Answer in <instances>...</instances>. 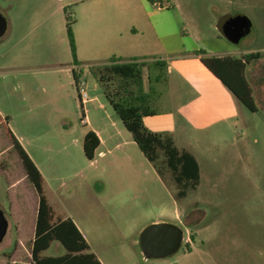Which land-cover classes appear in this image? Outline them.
<instances>
[{
    "label": "rangeland",
    "instance_id": "rangeland-1",
    "mask_svg": "<svg viewBox=\"0 0 264 264\" xmlns=\"http://www.w3.org/2000/svg\"><path fill=\"white\" fill-rule=\"evenodd\" d=\"M107 4L121 31L140 17L149 38L158 44L159 56L172 68L160 98L151 105L159 115L147 118L146 126L168 130L176 146L193 153L199 163L197 188L180 200L134 142L110 154L113 144L102 145L92 159L84 155L83 132L89 127L82 122L85 111L78 90L92 97L97 81L83 69L78 90L74 84L66 18L72 21L73 34L84 33L101 23L86 19L84 7L99 10ZM0 13L8 24L0 37V110L23 136L47 185L56 190V210L74 218L102 264H264V106L254 91L256 112L234 96L233 113L224 112L223 103L208 111L196 90L203 83L208 90L212 87L193 60L196 49L233 56L258 52L245 73H264V0H0ZM236 14L246 16L251 26L232 40L223 25ZM187 65L194 78L180 74ZM146 77L144 68L145 87ZM212 79L218 85L215 90L230 93ZM166 100L176 108L164 115ZM93 105H85L91 121L100 117ZM7 140L4 134L5 144ZM122 153L129 159L120 158ZM8 170H17L20 198L11 202L6 192L0 194L7 233L29 235L37 197L20 162ZM157 222L179 226L183 239L172 255L144 258L140 232ZM3 241L0 264H9L3 257L7 252H1L8 240ZM52 245L45 254H52ZM28 260L24 264H30Z\"/></svg>",
    "mask_w": 264,
    "mask_h": 264
},
{
    "label": "trees",
    "instance_id": "trees-1",
    "mask_svg": "<svg viewBox=\"0 0 264 264\" xmlns=\"http://www.w3.org/2000/svg\"><path fill=\"white\" fill-rule=\"evenodd\" d=\"M151 1V0H150ZM72 21L66 18V33L72 56V64H78ZM202 64L234 95L236 100L251 112L257 110L251 88L244 76L247 64L259 57L258 52H248L241 57L207 56L204 50H197ZM165 60L144 58L110 57L104 63L90 66L89 71L100 85L105 100L131 134L133 142L151 163L163 182L174 187V198L180 200L199 184V165L194 155L185 148L176 146L172 134L167 131H151L143 123V117L154 115L157 110L151 105L160 98L162 86L167 83ZM147 70V89L144 88L143 69ZM78 90V72L72 69ZM79 96V93H78ZM81 102V101H80ZM82 109V102L80 103ZM85 118L82 113V120ZM0 124L12 140L19 154L26 177L37 195L34 237L30 244V257L34 264H101L71 218L55 217L43 190V177L7 128V118L0 114ZM99 139L88 130L82 141L84 155L92 159ZM58 242L64 253L55 256L42 255L51 244Z\"/></svg>",
    "mask_w": 264,
    "mask_h": 264
},
{
    "label": "crops",
    "instance_id": "crops-1",
    "mask_svg": "<svg viewBox=\"0 0 264 264\" xmlns=\"http://www.w3.org/2000/svg\"><path fill=\"white\" fill-rule=\"evenodd\" d=\"M82 3H84V1H82ZM92 4L90 3V5H92ZM84 10L86 11V15H85L86 19L88 18V20H89V18H92L93 20L99 21L101 23L98 26H94V27H92L91 25L88 26L86 32H84V33L83 32H77V33L75 32L74 33L75 46H76V57H77L78 64L72 65L71 70L75 69L78 72V74H79L78 83L80 81L79 84H81V80H82L81 78L84 77L83 69L89 70L90 66L100 65L101 63H104L106 60H108L110 57H122L125 59L144 58L145 60L161 59V60H165L167 63L166 76L170 72H172V68H171L170 64L168 63V60L165 59L164 57L159 56L160 54L157 52L158 44L154 39L151 40L149 38L147 31L145 30L146 24H144V22H142V19L140 17L139 18L138 17L133 18L132 20H130V22H129L130 24L124 25V28L121 31L120 29H118L117 25L114 23V19H113L114 17L112 16V14L110 12V6L108 4L104 5L99 10H97L95 8L93 10H89L88 6L84 7ZM197 50H203V49H196L195 51H197ZM195 51H194V57H193L194 59L193 60L195 62H198L197 64L199 66V72H201L200 77H203L205 81L207 78V82L209 84H211V87H212V89L208 90L207 87L205 86V84L203 83L202 87L200 86L197 88L196 91H197V94H199V96H201L202 105L207 107L208 111L209 110L216 111L215 108L217 107V105H219V103L220 104L223 103L224 108L222 110L226 113H233L235 111V109H234L235 105H234V102H233V99L231 96H234V95L222 84V82L219 79H217L202 64V62L200 61V55L195 54ZM204 52H205V55H207V56H225V55L233 56L229 53L223 54L224 52L223 53L222 52H213L212 53L209 51L207 52L205 50H204ZM241 53L243 55V54L248 53V52L242 51ZM242 55H240V56L236 55L233 57H241ZM194 61H192V62H194ZM249 64H247V65H249ZM247 65H246V67H247ZM246 67H245V69H246ZM179 71H180V74L183 75L187 79L188 78L190 79V77L194 78L193 77L194 75H189L190 71H189L188 65L186 68L185 67L180 68ZM202 72H207L209 74V76L204 75V73L202 74ZM248 75L249 74L245 73V70H244V76H245L249 86L251 85V83H253V85H254L252 88L250 86L253 99L255 98L253 96L254 91H255L258 98L261 100L259 104L260 105L262 104L264 106V73L257 72V73H255L254 77L248 76ZM211 76L213 78H215L217 81H219L230 93H226L225 91H222L221 89L215 90V86H218V85H217V83H215L216 81H214V79H212ZM249 77H251V78L249 79ZM84 81H85V78H84ZM167 83H168V78H167ZM74 84H75V82H74ZM199 85H200V83H199ZM93 86H94V89H96L95 95L92 97H89V98L87 97L86 101L82 103V108H84L83 111H85V113H84L85 118L82 120V122H84V124L89 127L87 130H85L83 132V136L88 130H92L96 133V135L99 139V145L96 148L95 152L97 151V149L99 147H101L102 145H106V144H113L112 149L107 150L108 154H110L113 149L114 150H116V149L121 150L126 145H131L133 143V140L131 138V134L125 129V127L123 126V124L121 123L120 120L114 118L113 113L110 111V109L108 107L109 104L97 92L98 91L97 82L94 83ZM144 88L147 89V87H145V85H144ZM191 91L194 92V90H191ZM92 102H95V104H96V106L93 105L92 108L100 111V117L94 121L90 120V118L87 114L88 108H86V106H85L86 104L92 103ZM165 102H168L169 108L166 107L164 109L165 110L164 115L174 112L175 108H176L175 102L172 103V101H171L172 104L169 102V100H166ZM254 102H255V100H254ZM0 114L2 117H4V114L2 113L1 110H0ZM156 115H159V113L157 112L154 115L144 116L143 117L144 125L146 126V119L147 118L152 117V116H156ZM7 128L11 131L12 135L19 142V144L22 146V148L25 150V152L28 154V156L31 158V160L34 162V164L39 169V166L36 164L34 157L32 156L27 144H25V142H24L23 136L19 132H17V130L15 128L10 126L8 122H7ZM149 130H151V129H149ZM151 131H155V130H151ZM160 131L169 132L168 130H160ZM127 132L129 133V135H127L128 134ZM4 134H5L4 128L0 124V194L3 192H6L8 194V197H9L11 202L12 201L17 202L20 198L19 189H18L19 180L17 179L18 173H17V170H16V173H14L13 170L9 171L8 169L13 168V167L17 168L19 165V162L21 163V160H20L18 152L16 151V149L13 146L12 140L9 137H7L8 140H7V143L5 144ZM172 137H173V134H172ZM173 139H174V137H173ZM174 142H175V140H174ZM133 144H135V143H133ZM11 148H14L15 153L11 152ZM10 153H11V156H10ZM100 154L102 156L105 155V153L101 152V151L99 152V155ZM121 155L122 156H120V158L129 159L128 155L126 153H122ZM14 158H15V160H14ZM195 159H196V157H195ZM198 165H199V163H198ZM21 166H22V163H21ZM22 168H23V166H22ZM23 170H24V168H23ZM39 171H40V173L43 177V180H44V184H43L44 194H45L49 204L51 205V207L53 209L55 217H58V218L69 217V218H71L72 221L77 226L78 230L81 232L77 222L74 220V218L72 216H70L65 211L56 210L55 205H54V202H55L54 199H57L58 194H56V190L50 188L47 185V183L44 179L43 173L41 172L40 169H39ZM199 172H200V167H199ZM24 175H25V178L27 179L25 170H24ZM30 185H31V183H30ZM32 189H33L34 194H36L33 187H32ZM36 197H37V195H36ZM0 208L4 211V213H6L5 205L3 202H0ZM36 208H37V199H36V207L34 210L33 224H32V228H31L29 235H25L22 232H17L12 237H10L11 235L8 232V233H6V235L3 239L4 241L8 240V242L5 244V246L3 247L1 252H7L5 255H3V257L5 260H7V262L9 264H24L26 257H28V259L31 260L30 244H31V241L33 240V237H34ZM174 215H175V218H179V211L176 207L174 209ZM81 234L83 235L82 232H81ZM83 237H84V235H83ZM53 242H56V241H53ZM53 242H51L50 246L45 250V251L49 250L51 248V246H53L52 244H54L55 249L53 250L52 254H45V251H43L42 255L55 256V255H60V254L64 253V251H61L59 248L60 244L58 242H56V243H53ZM86 242L89 245V251L94 253L91 250L90 244L88 243L87 240H86ZM27 243H28V245H26ZM9 246H10V248H9ZM21 252L24 253L22 258L20 257ZM95 256L100 261V259L98 258V256L96 254H95ZM30 260H28V262ZM31 262H30V264H34L33 262L32 263ZM100 263L102 264L101 261H100Z\"/></svg>",
    "mask_w": 264,
    "mask_h": 264
},
{
    "label": "water",
    "instance_id": "water-1",
    "mask_svg": "<svg viewBox=\"0 0 264 264\" xmlns=\"http://www.w3.org/2000/svg\"><path fill=\"white\" fill-rule=\"evenodd\" d=\"M249 19L236 14L229 16L223 25V32L232 40L238 39L250 30ZM8 27L6 18L0 13V37ZM8 219L0 208V243L8 230ZM183 230L168 222L151 223L145 226L139 235V246L144 258H162L174 254L180 247Z\"/></svg>",
    "mask_w": 264,
    "mask_h": 264
},
{
    "label": "built area",
    "instance_id": "built-area-1",
    "mask_svg": "<svg viewBox=\"0 0 264 264\" xmlns=\"http://www.w3.org/2000/svg\"><path fill=\"white\" fill-rule=\"evenodd\" d=\"M80 86H78V88H79ZM78 93H79V99H80V101L83 103V102H85L86 101V99H87V94H86V92L82 89V88H80L79 90H78Z\"/></svg>",
    "mask_w": 264,
    "mask_h": 264
}]
</instances>
